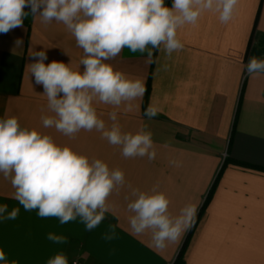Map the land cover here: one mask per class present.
<instances>
[{"label": "crops", "instance_id": "0c3cea01", "mask_svg": "<svg viewBox=\"0 0 264 264\" xmlns=\"http://www.w3.org/2000/svg\"><path fill=\"white\" fill-rule=\"evenodd\" d=\"M165 3L171 6L172 0ZM177 37L184 47L170 56L153 49L151 62H146L147 53L124 48L107 61L144 84L139 106L120 111L118 120L124 132L145 127L152 133L156 157L150 161L125 159L119 146L95 130L70 138L43 128L41 116L51 113L39 94L42 86L32 84L27 72L29 49L46 50L45 63L71 61L75 66L84 53L62 23L44 25L29 14L22 27L0 33V118L15 116L21 127L121 169L133 188L150 192L158 184L170 200L172 216L186 205L196 207L179 239L157 249L150 233L136 235L130 229L127 187L109 197L113 212L86 230L79 219L62 225L58 218L39 217L38 210L26 211L11 198L14 189L0 175V205L7 204L9 212L20 209L15 219H0V249L9 262L47 264L63 252L68 264L75 257L88 264H176L187 241L181 264H264V170L232 162L264 168V73L247 71L250 58L264 59V0H239L227 23L219 20V13L205 12L195 25L179 28ZM17 39L23 41L22 49H15ZM149 83L147 108L158 109L151 119L144 114ZM111 111V106H98L109 126ZM113 231L114 239L103 238ZM49 233L67 237V243L50 241Z\"/></svg>", "mask_w": 264, "mask_h": 264}, {"label": "clouds", "instance_id": "9594fccd", "mask_svg": "<svg viewBox=\"0 0 264 264\" xmlns=\"http://www.w3.org/2000/svg\"><path fill=\"white\" fill-rule=\"evenodd\" d=\"M238 2L172 0L168 6L165 0H0V33L22 27L29 14L44 25L62 23L84 53L75 66L71 61L45 63L46 50L29 49L27 72L32 84L42 86L39 94L46 98V111L51 113L41 116L43 128H55L70 138L81 130H95L110 145L119 146L125 159L147 157L151 161L156 157L152 133L145 127L135 133L124 132L118 120L120 111L128 113L139 106L136 101L143 97L144 84L126 77L107 61L124 48L147 53L146 62H151L153 49L170 56L184 47L177 37L179 28L195 25L209 11L219 13V20L227 23ZM22 47L23 41L17 39L15 49ZM247 71L264 73V59L250 58ZM99 105L113 108L107 113L110 126L98 113ZM157 111L149 105L144 114L151 119ZM0 175L14 189L11 198L26 211L38 210L39 217L58 218L62 225L79 219L86 230L98 227L106 213L113 212L109 197L127 187L130 229L136 235L150 233L151 244L157 249L175 243L196 212L189 204L172 216L170 200L158 184L150 192L133 188L121 169H110L99 158L90 160L68 145H58L48 134L21 127L15 116L0 118ZM19 211L13 208L9 212L7 204L0 205V219H15ZM103 238L112 240L115 232ZM47 239L67 243V237L54 233ZM0 262L17 264L9 262L2 249ZM47 264H68V258L60 252Z\"/></svg>", "mask_w": 264, "mask_h": 264}, {"label": "trees", "instance_id": "16d2710c", "mask_svg": "<svg viewBox=\"0 0 264 264\" xmlns=\"http://www.w3.org/2000/svg\"><path fill=\"white\" fill-rule=\"evenodd\" d=\"M149 92H150V83L148 84V88L146 89V96H145L146 98H145L144 109L147 108V98H148ZM227 161H228V160H227ZM232 162H234V163H236V164H238V165H240V166L249 167V168H256V169H260V170H264V168L256 167V166L251 165V164H247V163H243V162H238V161H234V160H232ZM225 164H226V163H225ZM225 164H224V166H225ZM221 173H222V171H220L218 177L221 175ZM218 177H217V179H218ZM217 179H216V181H217ZM216 181H215V182H216ZM186 244H187V241H186V243L184 244V248L181 250L180 255L178 256V258H177V260H176V262H175L176 264H177V263H180V264H181V262H182V256H183V250L185 249Z\"/></svg>", "mask_w": 264, "mask_h": 264}, {"label": "rangeland", "instance_id": "374dc122", "mask_svg": "<svg viewBox=\"0 0 264 264\" xmlns=\"http://www.w3.org/2000/svg\"><path fill=\"white\" fill-rule=\"evenodd\" d=\"M74 261H80L81 263H84V264H88L84 259H82L81 257H75L72 259V264ZM173 263V262H171Z\"/></svg>", "mask_w": 264, "mask_h": 264}, {"label": "built area", "instance_id": "2783aa9c", "mask_svg": "<svg viewBox=\"0 0 264 264\" xmlns=\"http://www.w3.org/2000/svg\"><path fill=\"white\" fill-rule=\"evenodd\" d=\"M75 264H84V263H81L80 261H74ZM170 264H173V263H170Z\"/></svg>", "mask_w": 264, "mask_h": 264}]
</instances>
